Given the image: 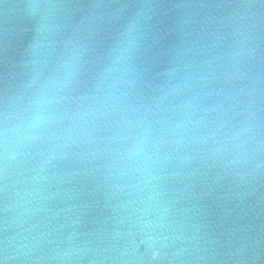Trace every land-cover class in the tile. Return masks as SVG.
I'll return each instance as SVG.
<instances>
[{"label":"water","instance_id":"water-1","mask_svg":"<svg viewBox=\"0 0 264 264\" xmlns=\"http://www.w3.org/2000/svg\"><path fill=\"white\" fill-rule=\"evenodd\" d=\"M0 264H264V0H0Z\"/></svg>","mask_w":264,"mask_h":264}]
</instances>
